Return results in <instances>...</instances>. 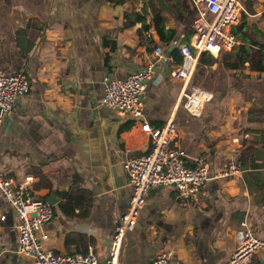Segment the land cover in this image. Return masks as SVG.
I'll return each mask as SVG.
<instances>
[{
    "label": "crops",
    "instance_id": "obj_1",
    "mask_svg": "<svg viewBox=\"0 0 264 264\" xmlns=\"http://www.w3.org/2000/svg\"><path fill=\"white\" fill-rule=\"evenodd\" d=\"M195 1L0 0V70L24 72L30 88L4 121L0 171L13 179L31 176L33 196L45 203L55 196L53 219L42 229L47 249L107 259L133 193L124 162L151 147L145 123H171L169 146L184 152L188 166L204 160L210 174L192 199L178 198L171 186L153 189L124 237L119 264H151L162 253L170 255L169 264H222L243 223L264 238V73L248 64L226 68L223 58L232 51L217 58L201 54L191 85L212 98L199 115L184 108L183 85L172 72L185 44L182 16L197 13ZM237 1L242 11L233 28L242 25L256 45H264V0ZM154 14L166 30L176 31L172 42H159ZM156 47L169 60L157 63L146 85L142 117L100 106L104 78L142 69L154 61ZM202 56L214 63H199ZM229 162H237L240 172L216 177ZM75 187L81 196L70 200ZM1 215L0 264H33L18 253L17 222L3 203ZM249 264H264V254L256 253Z\"/></svg>",
    "mask_w": 264,
    "mask_h": 264
},
{
    "label": "built area",
    "instance_id": "obj_2",
    "mask_svg": "<svg viewBox=\"0 0 264 264\" xmlns=\"http://www.w3.org/2000/svg\"><path fill=\"white\" fill-rule=\"evenodd\" d=\"M195 6L197 13L191 26L192 34L189 42L178 48L181 63L172 72V77L183 85L184 108L199 115L201 105L212 95L204 87L191 85L198 57L209 54L217 58L238 45L232 28L240 21L242 7L237 0H196ZM153 54L152 63L125 78L105 77L104 94L99 99V105L134 119L141 118L146 85L154 76L157 63L169 60L161 47H156ZM29 89L24 72L5 73L0 70V136L4 121L13 113L17 100ZM195 94L200 95L199 100H195ZM142 130L149 135L151 147L146 155L128 158L124 162L133 193L128 209L119 217L114 228L105 261H100L92 252L56 254L47 249L44 246L47 236L42 229L53 219L52 207L33 196L31 176L13 179L0 171V203L5 204L15 216L18 253L32 258L33 264H119L124 237L135 226L139 211L153 189L171 186L180 199L196 197L209 179L208 164L200 159L193 166L186 165L184 152L169 146L175 136L171 123L162 128H153L145 123ZM239 172L240 165L229 162L216 177H234ZM4 219L5 216L1 215L0 220ZM235 237L236 247L222 264H249L256 253L264 254V238L257 237L247 224H241ZM169 259L168 253H162L151 264H169Z\"/></svg>",
    "mask_w": 264,
    "mask_h": 264
},
{
    "label": "trees",
    "instance_id": "obj_3",
    "mask_svg": "<svg viewBox=\"0 0 264 264\" xmlns=\"http://www.w3.org/2000/svg\"><path fill=\"white\" fill-rule=\"evenodd\" d=\"M120 2V0H117ZM196 12L193 10L190 14L186 16H182V24L185 27V40L184 43L187 44L189 42L190 36L192 34L191 26L193 20L195 18ZM133 20L141 21L143 24L145 20L141 16L133 15ZM127 23H130V16L126 15ZM153 23L155 30L159 36L160 43H170L175 38L176 31L174 30H166L164 25V19L159 15H153ZM147 28L146 26L143 27ZM233 33L236 38L238 37L240 41V45L232 50L231 53H228L224 56V66L228 69L239 70L244 67L245 64L249 65V69L258 72L264 73V45L257 44L254 39L243 31V26H238L233 28ZM257 48V49H253ZM254 50V51H253ZM174 56H177V52L174 51L172 53ZM202 59V60H201ZM199 63L204 62L207 65H212L214 63L212 60H206L204 56H202ZM211 59V58H210ZM181 63V58L179 59ZM82 194V193H81ZM78 196H81L78 188H73L71 194L69 195V199H75Z\"/></svg>",
    "mask_w": 264,
    "mask_h": 264
},
{
    "label": "water",
    "instance_id": "obj_4",
    "mask_svg": "<svg viewBox=\"0 0 264 264\" xmlns=\"http://www.w3.org/2000/svg\"><path fill=\"white\" fill-rule=\"evenodd\" d=\"M65 193H66V192L62 191L60 195H61L62 197H64ZM54 200H55V196L51 195V196L48 198V200L46 201V203H47L48 205L52 206V205L54 204V202H52V201H54Z\"/></svg>",
    "mask_w": 264,
    "mask_h": 264
},
{
    "label": "rangeland",
    "instance_id": "obj_5",
    "mask_svg": "<svg viewBox=\"0 0 264 264\" xmlns=\"http://www.w3.org/2000/svg\"><path fill=\"white\" fill-rule=\"evenodd\" d=\"M195 71H196V69H195ZM198 87V86H197ZM189 90V89H188Z\"/></svg>",
    "mask_w": 264,
    "mask_h": 264
}]
</instances>
